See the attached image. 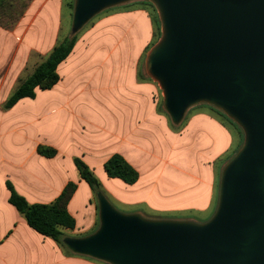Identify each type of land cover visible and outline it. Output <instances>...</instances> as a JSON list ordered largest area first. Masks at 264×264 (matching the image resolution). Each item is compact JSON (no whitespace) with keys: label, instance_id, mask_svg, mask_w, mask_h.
<instances>
[{"label":"water","instance_id":"water-1","mask_svg":"<svg viewBox=\"0 0 264 264\" xmlns=\"http://www.w3.org/2000/svg\"><path fill=\"white\" fill-rule=\"evenodd\" d=\"M132 1L74 0L71 32ZM148 1L160 37L145 71L172 123L211 105L237 124L243 143L223 166L207 221L124 213L99 191L98 228L63 243L108 264H264V0Z\"/></svg>","mask_w":264,"mask_h":264},{"label":"crops","instance_id":"crops-1","mask_svg":"<svg viewBox=\"0 0 264 264\" xmlns=\"http://www.w3.org/2000/svg\"><path fill=\"white\" fill-rule=\"evenodd\" d=\"M67 3L66 0H32L13 30L0 27V55L7 53L11 57L7 66H0V89H10L3 99L0 90V109L2 116L6 118L8 114L9 120L12 119L13 122L12 128L0 129V264H108L73 253L53 238L32 228L10 203L8 181L30 203H50L62 193L69 182L76 183L77 189L68 204L69 212L76 219V226L73 229L66 228L65 233L80 237L90 234L97 227L98 208L92 198L81 211L75 205L72 206L80 188L86 182L74 163L75 157L82 159L93 171L97 169L105 172V161L114 153H120L139 171L140 177L135 184L140 183L141 188L149 186L141 177L142 170L144 178L151 174V170L157 172L158 178H162L164 173L181 177L185 182L191 183L190 186H194L190 189L192 191L194 188V195L189 197L182 208L203 214L214 204L217 163L225 162L239 146L242 138L241 132L228 117L210 107L206 112H195L182 132L170 131L167 127V114L164 111L159 112L157 105L150 102L149 92L140 90V87L149 89V86H141L136 81L137 67L128 68V73L135 75L128 78V114H111L109 120L113 123H101L99 116L72 108L71 105L76 100L82 104L98 100L96 96H99L100 90L107 88L101 86L99 80L102 79L99 75L108 77L112 74L115 77L118 72L115 59H111L116 55L114 50L102 48L101 59L95 63L97 67L93 63L96 59L92 60V50L82 53L83 49L79 46L86 40L85 37L77 40L71 54L58 66L60 81L49 89L56 91V97L44 99V107L38 108L37 96L40 88H37L34 99L23 98L13 108L2 109L1 105L17 85L29 55L33 52L48 54L56 45V39L48 40L52 36L50 30H47L48 26H41L38 32L28 38L38 14L46 7L63 10ZM35 4L33 16L28 24H23ZM142 7L144 6L130 12L141 17L149 34L148 13ZM124 14L121 19L117 18L118 15L112 16L107 25L114 24L115 17L117 27L124 25L123 19L127 18L128 23V13ZM23 25L25 29L22 30ZM58 33L60 31L57 28L56 34ZM5 38L14 40L23 47L1 48ZM21 54L24 65L18 68L14 63L20 60L17 56ZM107 60L108 64L104 65ZM68 80L83 84L78 93L87 92L90 95L81 97L71 94L67 89ZM93 81L95 83L91 84ZM28 99L29 103H26ZM26 115L28 122L23 125L17 123ZM43 119L44 122L39 128L34 131L30 128ZM28 125L29 130L26 131ZM118 128L119 132L116 130ZM6 133L13 138L5 141ZM39 145L55 148L56 155H41L38 153ZM101 175L106 176L107 180L115 179L110 178L106 172Z\"/></svg>","mask_w":264,"mask_h":264},{"label":"rangeland","instance_id":"rangeland-1","mask_svg":"<svg viewBox=\"0 0 264 264\" xmlns=\"http://www.w3.org/2000/svg\"><path fill=\"white\" fill-rule=\"evenodd\" d=\"M15 1L17 2L18 0ZM19 1L26 2L28 0H19ZM66 1H68V3H71L74 0H66ZM68 3L66 6L63 7V10L54 9L52 7L44 8V10H42L38 14L36 21L33 24L32 29L30 30L28 38L31 35H33L35 32H38L41 26L44 27L48 26L47 30L49 29L50 32L52 33L51 38L48 39L49 41L51 40L54 41L56 39L57 40L56 43H57L58 41L63 40L65 37H68L71 33V24L73 17V9L68 7ZM146 3L147 2L145 0H136L126 4L117 5L108 8L102 11L101 13H99L98 15H96L94 18H92L77 33L78 39L82 37L83 38L85 37L86 39L84 42H81L79 46L82 47L83 49L82 53H85V50H87V52L88 51L90 52L92 50L94 53V55L92 56V60L96 59L93 62L96 67L98 65L95 63H97V60L100 61L101 59L102 48L106 50H108V48L114 50V52H116V55L112 56L111 59H115L116 66H118V72L115 75V77L112 74L108 77H101L100 76L101 74L99 75L100 79H102L99 80V82H101V86L103 87L106 86L107 88L105 90L104 89L100 90V92L98 93L99 96H96L97 98H99L98 100H94L87 104H82L81 102L77 103L78 100H76V102L71 105L72 108L74 109L79 108L83 113L93 114L95 117L99 116L101 123H109V122L113 123V121L109 120V115L111 114L113 115L128 114V78H132L133 75L128 73V68L131 67L133 69H136L137 67L138 71L136 75L137 78L135 77L136 81H138L141 84V86H146V84H148L149 86L148 87L149 89H147V87H140L141 88L140 90L143 91L146 90V92H149L148 95H150V97L152 98V99L150 98V102H153L157 105V109L159 112L164 111L167 114V112L163 107L162 92L158 84L155 83L153 80H151L147 76L145 71L146 54L150 49V47L160 37V33H159L160 22L156 23L154 21L155 18H158L157 11L153 5H149ZM141 5L145 7V8L142 7V9L146 10V12L148 13V19L150 21V29L148 31L149 34H147L146 32V28L143 22L141 21V17L138 14L134 15L130 12V10H136L137 8L140 9L139 7ZM20 9H21V4L19 3L18 11ZM35 10H36V4L31 8L32 13H30L29 15L27 14L23 24L26 23L28 24ZM124 13H128V23H127V18L123 19V21L125 20L124 25L117 27L118 25L115 23L116 20L115 17L114 24L107 25V22L110 20L112 16L118 15L117 18L121 19L120 17L124 18V16H122L125 15ZM0 17H2V20L5 22L11 20V19H7V17L3 14H0ZM16 25L14 27H16ZM0 27L4 28L5 30L14 29V27L8 29L1 24ZM57 28L60 31L58 35L56 34ZM23 29H25V25H23L22 30ZM5 39H3L5 41L2 42L1 48L14 49L17 48L18 46H21L20 48L23 47L22 44L19 45L14 40L12 41L9 38H5ZM6 54L0 55L1 67L7 66L9 64V61L11 60V57ZM46 56L47 54H39L36 52L31 53L29 55L27 62L25 63L23 70L21 71L20 78L27 77L33 71L34 67L42 60H44ZM17 58H20V60L14 63L15 66H17L18 68L23 67L24 65V62H22V59L24 58L23 55L21 54V56H17ZM108 62H109L108 60L105 61L104 65L108 64ZM105 68L106 67H104V69ZM93 83L95 82L94 81L91 82V84ZM82 85L83 84H80L78 82L76 83L74 80L72 81L68 80L67 89L69 90V92H71V94L73 95L77 94L76 96L85 97L87 95H90V93L87 92L78 93L82 90ZM15 86L12 88L11 92L13 91ZM9 90H10L9 88H5L2 90L1 99L7 96ZM91 90H93V87H91ZM37 97L39 99V102L37 103V107L43 108L44 99L50 97H56V91L40 89L38 90ZM26 103H29V99L28 101H26ZM208 110H209V106L206 104H199L193 106L187 111L183 121L178 125L173 124L169 115L167 114L166 116L168 120L167 127L170 131L174 133L182 132L185 128V125L189 121L190 117L195 112H203V111L206 112ZM2 113L3 112L0 109V122H1L0 129L8 130L9 128L13 127L12 119L9 120L10 118L8 117V114L7 116H5L6 118H4L2 116ZM21 113H24V111H21ZM32 118H34L33 115ZM26 122H28V115L22 117V119H19L17 121V123H20L21 125L25 124ZM43 122L44 119L40 121L39 124L33 125L30 128L33 129L34 131L36 128H39ZM28 130H29V125L26 127V131ZM116 130L119 132V128ZM4 138L5 141H7L12 139L13 136L11 134L6 133V136ZM241 139L238 145H240ZM238 147L240 148L241 145ZM233 152L231 153V155H233ZM230 158H228L225 162L223 161V163L222 162H219V164L217 163L215 167L216 172H215L214 204L209 209L208 212L203 214L197 211L190 212L187 209L182 208V206L188 202L189 197L190 196L192 197V195H194L193 192L194 188L192 191L190 190L194 186H190L191 183L185 182V180L182 179L181 177L177 178L170 173H164L162 175V178H158L157 172H153L151 170L150 171L151 174H147L144 178V173L142 170L141 177H143L144 181H147L149 183L148 184L149 186L148 187L143 186L141 188L140 183L131 185L125 183L121 179L108 178L109 180H107L106 176H104L106 177L104 178L101 175L102 173H105L103 170H97V169L96 171H93L92 169L91 170L94 172L95 176L100 181V192H102L107 197V199L112 203V205L121 212L140 213L144 217L155 218V219L161 218V219L184 220L187 218L189 219L191 218L190 220H194L197 222H204L207 221L215 212L218 202L221 172L223 166L226 164L227 161H229ZM90 198H92L91 200H93L96 205V203L98 202L97 192H95V190H93L89 186V184L85 182L84 186L80 188L75 200L73 201L72 206L75 205L77 210L81 211L83 208L88 206ZM98 226L92 232H94L98 228Z\"/></svg>","mask_w":264,"mask_h":264},{"label":"trees","instance_id":"trees-1","mask_svg":"<svg viewBox=\"0 0 264 264\" xmlns=\"http://www.w3.org/2000/svg\"><path fill=\"white\" fill-rule=\"evenodd\" d=\"M30 1L0 0V14L5 15L7 19H11L5 22L0 17V24L8 29L14 27L24 15ZM145 1L147 2L146 4L152 5L147 0ZM19 3L21 4V9L18 11ZM68 7L74 9V1L68 3ZM154 21L159 23L158 18H155ZM77 40L78 34L71 32L68 37L58 41L45 59L38 63L27 77L19 78L17 85L2 104V109L9 110L13 108L23 98L34 99L37 88L42 90L52 89L60 81L58 66L71 54ZM208 106L213 110L221 112L211 105ZM222 114L226 116L224 113ZM230 121L233 122L231 119ZM234 124L237 126L236 123ZM237 128L242 134L240 143L242 145L243 132L238 126ZM237 149L233 152V155ZM38 153L47 157H53L56 155V149L50 146L39 145ZM233 155H230L229 158ZM74 163L81 178L98 193L100 191V181L94 172L78 157L74 158ZM104 170L110 178H118L131 185L135 184L140 177L139 171L120 153H114L105 161ZM7 187L10 190V203L25 217L28 224L39 233L53 238L65 247L63 239L68 236L65 233V229H73L76 226V219L69 212L68 204L77 189V184L69 182L62 193L50 203H30L23 195L16 191L11 182H7Z\"/></svg>","mask_w":264,"mask_h":264}]
</instances>
